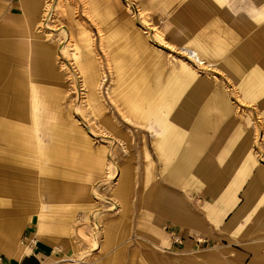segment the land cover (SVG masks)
<instances>
[{"label":"rangeland","instance_id":"1","mask_svg":"<svg viewBox=\"0 0 264 264\" xmlns=\"http://www.w3.org/2000/svg\"><path fill=\"white\" fill-rule=\"evenodd\" d=\"M21 15L15 23L10 11L0 15L5 73L14 74L6 94L16 104L0 121L20 128L25 141L16 147L0 138V192L8 193L0 194V244L28 246L32 232L31 241L56 252L42 264H133L150 245L165 250L137 229L154 203L165 205L164 190L199 209L206 184L235 194L233 209L245 199L249 220L264 225V0H39L32 21ZM197 42L213 64L206 53L197 55L202 66L189 59ZM36 45L52 51L51 70L36 64ZM239 49L248 53L246 69H223ZM219 94L228 99L226 112ZM138 98L149 105L135 110ZM187 104L193 115L184 146L204 171L181 188L154 150L161 136L154 117L172 119ZM209 168L215 183H205ZM150 215L147 232H167L164 216ZM174 246L167 250L180 252Z\"/></svg>","mask_w":264,"mask_h":264},{"label":"crops","instance_id":"2","mask_svg":"<svg viewBox=\"0 0 264 264\" xmlns=\"http://www.w3.org/2000/svg\"><path fill=\"white\" fill-rule=\"evenodd\" d=\"M18 7H21V9L15 11L14 9ZM38 8L39 0H0V15L10 11L12 13V17L10 18L11 23H15L16 21L20 22L22 19V11L27 13L29 19L32 21L35 18V13H38ZM1 26L5 25H0V27ZM154 34L159 40L163 41V35L159 29H157ZM143 38L147 37L144 35ZM138 40V44L141 46L142 40ZM36 46V64H39V66L42 65V69L48 67L47 70H51V66L48 63L53 56L52 51L50 52L45 49H41L40 51L39 45ZM3 47L4 43L0 42V117H6L11 113H16V104L12 101L11 95L6 94V91H10L11 86H13L12 75L14 77V74L5 73L4 60L6 55L2 52ZM191 47L194 50L191 55L195 56L206 53L207 57L205 59L211 64L215 62L216 58L212 57L210 52L204 50L199 42L193 43ZM216 51L218 52V50ZM217 54H219V52ZM247 55L248 53L246 50H237L235 54H233L234 57L232 59L227 60V63L223 62V69L225 67L230 68L232 65L235 71H237L239 67H243L244 71L249 62ZM192 75L196 76L194 73H192ZM147 97L145 96V99H147ZM145 99L138 98L134 101L135 104H137L135 110H140L138 109V105L142 104L141 101L146 102ZM126 100H128V97ZM217 101L221 105L223 112L230 109L225 94H219L217 96ZM146 103L148 104V102ZM192 108L190 104H187L186 109L184 111H176L172 119L169 116L165 119V116L160 112H156V116L154 117L158 123H160L161 130V136H157L154 141V150L163 160V165L166 167L165 171L169 175V178L172 179V184L181 188H184L186 183L192 186L193 183L197 181V175L204 171L202 163L199 162L200 164H198L196 160V156L193 153L194 150H189L184 146V138L186 136L185 134H187L186 128L193 115ZM151 110L153 111V109ZM124 118L127 122L132 123L125 115ZM21 133L20 128L7 125L6 122L0 121V138H3L4 141H9L8 144L16 147L23 146L25 141ZM193 146L194 144H192V148ZM196 146L198 147L199 144ZM217 170H219V168ZM205 171V183L208 179L215 183L218 178L215 172L213 173V171H210V168ZM124 175H127V173H124ZM231 183L237 184L236 181H231ZM255 184L261 185L262 183L257 180ZM209 187L210 186L207 184L204 185V187L200 189V193H198L197 204L200 206L199 209L197 205L190 207L189 205L181 204L183 196L176 190L174 192H172L173 189L169 190L170 192L164 190L167 193L166 195H168L164 196L165 205L164 202L161 203V205L160 202L154 203L153 205H155V207L149 209L148 217H143L139 220L137 229L139 232L157 240L159 246L165 248V250L161 249L163 251V253H161L156 249L158 248V246H156L157 244L150 245L148 249L143 251L144 253L142 256L141 254H134L133 264H157V262H159V264H264V225L261 223L259 225V223H255L256 221L254 222L252 219L251 221L249 220L248 212H250V209H245L243 206L246 202L245 199L241 202V205L233 209L237 204L235 194L232 196L231 193L225 195L222 192H212L209 191ZM231 187H233V185H231ZM120 188L125 191L123 185L120 186ZM232 190L234 191V189ZM253 190L256 189L252 188L251 191L247 189L246 192H251L252 196ZM160 192L163 198V190L161 189ZM0 194L8 195V193L3 192H0ZM151 202L149 204H151ZM253 202L254 201H250V203ZM262 203L264 202L262 201ZM157 208H159V210ZM153 211L164 216V225L165 228H167V232H163L157 227L147 232L144 223L147 222V218L151 219L150 213ZM228 213H230L229 217L225 218ZM179 229L183 232L182 234H178ZM31 233L32 232H30L28 237V246L21 241L16 242L17 245L8 246L0 244V264H2L3 256H5L6 260L12 261L11 263L9 262L10 264H42L45 258L47 260L54 258L56 252L53 250L52 245L40 239L31 241ZM15 234H18V231H16ZM198 237H201L203 241L210 243L212 246L195 248L197 245L193 240L196 239L197 243L201 242L198 241ZM175 239H177V241H175ZM8 240L9 238L7 241ZM111 242L112 238L107 237V245L111 244ZM173 244H175L174 247L180 248V252L167 250V248L169 249ZM25 250L27 251L24 253ZM139 250L138 253L141 251ZM152 257L153 259L155 258V260H153Z\"/></svg>","mask_w":264,"mask_h":264},{"label":"bare ground","instance_id":"3","mask_svg":"<svg viewBox=\"0 0 264 264\" xmlns=\"http://www.w3.org/2000/svg\"><path fill=\"white\" fill-rule=\"evenodd\" d=\"M148 32V30L147 31H145L144 33L146 34ZM195 62H197L199 65H201V64H203L204 62H201V59L196 55L195 56V58L193 57L192 58ZM202 66V65H201ZM236 72V74H240V72H243V67L241 68V67H239V69L237 70V71H235ZM215 77V76H214ZM240 77V76H239ZM239 77H237L236 79L237 80H240V78ZM178 233H179V231H178ZM181 233V232H180ZM179 233V234H180ZM203 239L201 238V237H198V241H202Z\"/></svg>","mask_w":264,"mask_h":264},{"label":"built area","instance_id":"4","mask_svg":"<svg viewBox=\"0 0 264 264\" xmlns=\"http://www.w3.org/2000/svg\"><path fill=\"white\" fill-rule=\"evenodd\" d=\"M185 56H187V55H185ZM189 58V57H188ZM193 63H195L196 65H198L199 66V64L197 63V62H195V61H193L191 58H189ZM175 241H177V239H175Z\"/></svg>","mask_w":264,"mask_h":264}]
</instances>
